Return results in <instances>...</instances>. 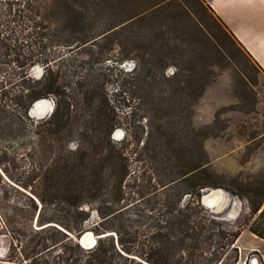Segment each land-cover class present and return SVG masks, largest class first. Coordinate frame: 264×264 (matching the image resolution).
Masks as SVG:
<instances>
[{
  "label": "trees",
  "instance_id": "trees-1",
  "mask_svg": "<svg viewBox=\"0 0 264 264\" xmlns=\"http://www.w3.org/2000/svg\"><path fill=\"white\" fill-rule=\"evenodd\" d=\"M201 7L215 14L210 4ZM186 18L204 28L189 0H0V113L8 115L7 101H14L20 119L18 135L27 138L36 122L29 114L33 104L43 98L56 99L53 114L36 122L45 126L40 140L55 158L37 159L34 141L24 145L30 150L23 155L29 163L18 182L32 191L29 198L35 210H40L38 224H50L41 230L61 233L70 245L65 264H198L199 258L223 264L218 253L235 242L226 241L225 229L202 203L204 189L220 186L212 181L214 174L204 152L203 141L211 127L197 132L198 158L192 168L178 170L188 101L198 84L193 72L187 79L179 72L167 75L174 64L167 60L177 58L179 40L185 41L167 33L182 31ZM218 19L231 41L259 66ZM108 42H116L122 52L129 51L117 65L137 61L136 76L124 80L118 75L115 81L121 85L113 95L107 85L114 73L104 67L99 73H76L77 79L70 76L73 67L83 66L78 62L93 68L113 61L107 56ZM36 64L45 68L40 79L29 73ZM11 84L20 87L19 93L11 95ZM145 95L159 103L151 109L154 115L168 118L167 126L159 125L152 141L134 129L133 116L131 120L122 116L123 108L132 107L133 100ZM146 114L139 121L147 120ZM164 126L168 130L162 131ZM117 128L126 129L121 140L113 136ZM0 129L10 135L12 123L6 121ZM138 146L142 150L136 158L137 173L132 170V156ZM150 161L154 171L148 176ZM191 180V187L185 189ZM187 194L194 199V209L184 202ZM93 210L100 220L92 230L105 236L89 249L75 236L87 230ZM254 210L264 217L263 203ZM253 232L264 238L263 231L256 228Z\"/></svg>",
  "mask_w": 264,
  "mask_h": 264
},
{
  "label": "rangeland",
  "instance_id": "rangeland-1",
  "mask_svg": "<svg viewBox=\"0 0 264 264\" xmlns=\"http://www.w3.org/2000/svg\"><path fill=\"white\" fill-rule=\"evenodd\" d=\"M210 1L189 0L205 29L195 19L186 18L182 31H178L177 34H173L172 31L167 33L168 37L181 36L185 39L179 40L180 46L175 52L177 58L167 60L174 63L167 70V75L173 76L179 72V76L187 79V75L193 72L198 84L196 94L188 101L190 112L186 118L184 149L178 152L180 157L178 170L189 171L192 168L198 158L197 132L211 127L203 142L204 152L210 161L209 168L214 174L212 181L220 185L212 188L222 189L227 196L229 195V199L222 210L205 204L203 195L202 203L220 223V227L225 229L226 241L235 240L230 247L220 251L218 257L223 264H264V238L253 232L256 228L264 232V217L260 216L261 211L256 213L254 210L256 206L264 204V71L242 48L231 41L222 29L224 26L220 27L222 22L216 12L214 14L209 9L203 11L201 5L210 4ZM134 31H138V28L135 27ZM117 46L116 42H108L105 45L106 51L108 50L107 56H111L113 61H108L105 65L94 64L93 68H87L86 62H78L83 66L79 70L76 66L73 67L71 78L74 76L77 79L76 73L89 75L103 70L112 72L113 81L107 88L110 95H113L119 88L118 83L121 85V82L115 81L118 75L124 80H133L137 66L134 59L125 60L117 65L119 58L129 55V51L122 52ZM149 51L154 50L150 48ZM29 73L35 79H40L45 73V68L41 64H36L30 68ZM13 84L10 85L11 95L19 93L20 90V87ZM45 99L51 102L55 110L56 99L54 97ZM7 103H10V107H7L8 115L0 113V125L9 121L13 129L10 135L3 134L0 129V160L4 163V165L0 163V216L5 223L0 235H6L4 239L8 243L7 256L11 262L20 264H65L70 245L61 233L50 228L41 230L50 224L45 226L38 224L40 210H35V205L29 198L32 191L24 189L18 182L29 163V158L23 155L30 150L24 145L34 141L32 146L37 150V159L55 158L40 140L39 132L45 129V126L37 125L36 122L43 118L33 114L35 106L33 104L29 114L36 122L34 127L28 130L30 137L21 138L18 135L20 125L19 111L16 109L18 107L14 105V101L8 100ZM158 104L151 95L140 96L133 100L132 107L123 108L122 116H130L127 120H131L133 116L137 124L134 129L142 131L152 141V136L154 140L160 131L158 126L166 125L168 120L163 114L164 119L154 115L151 109ZM144 114L149 115L147 120L139 121ZM158 115L162 117L161 114ZM5 117L7 118L3 120ZM166 126L162 127V131L168 130ZM31 135L34 139H31ZM113 136L118 140L123 139L126 136V129L117 128ZM77 143H74V148ZM140 147H134L136 152L132 156V170L137 173L140 163L136 158L140 157L138 156L142 150ZM148 155H151V150ZM148 164L146 169L147 175L150 176L154 169L151 161ZM153 183L155 180H152ZM192 183L193 180L189 181L184 188L188 189ZM184 198V202L194 209L191 194L185 195ZM55 214L63 213L55 211ZM99 220V215L93 210L85 231L93 232L96 241L105 236L98 235L92 230ZM54 224L66 231L64 226ZM76 238L77 236L75 240ZM37 252L40 254L35 258ZM198 264H213V261L199 258Z\"/></svg>",
  "mask_w": 264,
  "mask_h": 264
},
{
  "label": "crops",
  "instance_id": "crops-1",
  "mask_svg": "<svg viewBox=\"0 0 264 264\" xmlns=\"http://www.w3.org/2000/svg\"><path fill=\"white\" fill-rule=\"evenodd\" d=\"M210 4L264 71V0H211ZM4 224L0 216V232ZM5 236L0 235V264H20L9 260Z\"/></svg>",
  "mask_w": 264,
  "mask_h": 264
},
{
  "label": "bare ground",
  "instance_id": "bare-ground-1",
  "mask_svg": "<svg viewBox=\"0 0 264 264\" xmlns=\"http://www.w3.org/2000/svg\"><path fill=\"white\" fill-rule=\"evenodd\" d=\"M52 106L53 105L51 104V102L45 98L40 99L37 102V107L42 112L50 110L52 108ZM216 193H215L216 195H215L214 199L209 201V204L211 206L217 205L218 208L222 210L228 202V199H229L228 196L229 195L227 196L225 194V192L221 189H219V191H217ZM237 211H238V209H237ZM83 243L85 246H88V247L93 246V245L95 246L96 245V237H95L94 233L91 231H88L84 236Z\"/></svg>",
  "mask_w": 264,
  "mask_h": 264
},
{
  "label": "water",
  "instance_id": "water-1",
  "mask_svg": "<svg viewBox=\"0 0 264 264\" xmlns=\"http://www.w3.org/2000/svg\"><path fill=\"white\" fill-rule=\"evenodd\" d=\"M39 101V100H38ZM37 101V102H38ZM37 102H35V106H34V110H33V114L34 115H39V116H41V118H45V117H47V116H51L52 115V113H53V111H54V109L53 108H51L50 110H48V111H40L39 109H38V107H37ZM115 138V137H114ZM116 139V138H115ZM222 190V189H221ZM217 191H219V188H208V189H206V190H204V194H203V202L205 203V204H208V205H210L209 204V201L210 200H213L214 199V197H215V195L217 194L216 192ZM216 193V194H215ZM214 208H218V206L217 205H214L213 206ZM219 209V208H218ZM220 210V209H219ZM87 232H84V233H82V235L81 236H79V237H77L76 238V240L78 241V242H80L83 246H85L84 245V243H83V240H84V236H85V234H86ZM98 241H96V243H97ZM86 248H89V249H92L93 247H94V245L93 246H85Z\"/></svg>",
  "mask_w": 264,
  "mask_h": 264
}]
</instances>
